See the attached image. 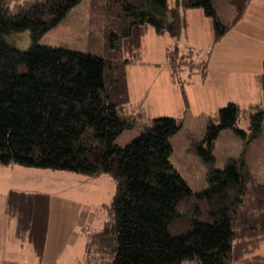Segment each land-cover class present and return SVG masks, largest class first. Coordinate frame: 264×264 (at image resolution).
<instances>
[{"label": "trees", "instance_id": "16d2710c", "mask_svg": "<svg viewBox=\"0 0 264 264\" xmlns=\"http://www.w3.org/2000/svg\"><path fill=\"white\" fill-rule=\"evenodd\" d=\"M80 1L0 0V167L106 175L113 181L114 195L98 208L104 215L100 228L80 227L83 264H264V183L243 159L211 170L207 187L193 192L168 162L183 114L152 118L128 145L115 144L146 120L142 109L129 108L126 75V67L139 61L146 30L177 41L186 27L182 13L199 9L211 20L217 42L250 0H225L234 13L230 24L220 20L214 0H91L92 17L102 20L103 52L41 45V37ZM23 31L31 35L26 50L7 40ZM180 55L177 43L167 46L172 77L181 71L174 65ZM200 65L204 75L206 61ZM173 81L185 113L184 83ZM240 110L228 103L208 119L204 138L193 146L204 164L213 163L221 131L231 130L246 144L261 135L264 108L241 110L247 130L239 127ZM8 198L15 238L30 244L40 262L49 196L10 191Z\"/></svg>", "mask_w": 264, "mask_h": 264}, {"label": "rangeland", "instance_id": "374dc122", "mask_svg": "<svg viewBox=\"0 0 264 264\" xmlns=\"http://www.w3.org/2000/svg\"><path fill=\"white\" fill-rule=\"evenodd\" d=\"M219 5L221 6L220 20L227 23L226 17L221 13L232 8L226 3L224 5L220 3L217 4V9ZM92 12L94 10H92L91 0H81L63 20L41 37L39 43L75 52H103L100 48V44L103 42L100 32L102 20L95 21ZM7 40L21 50H26L31 45L29 31L13 34ZM142 40L143 52L139 56V61L126 67V75L129 108H141L146 120L133 129L124 131L116 139L115 144L119 147L128 145L144 128L151 125L152 118L166 115L179 117L183 114L182 127L171 138L172 150L168 156V162L191 191L200 192L207 187L208 172L213 169H223L228 162L239 159H243L244 167L259 183H264V123L261 135L247 144L231 130L221 131L214 143L213 163L204 164L194 151L193 146L204 138L209 111L213 108L196 105V98H202V93L196 92V88L192 86L190 98L193 104L184 113L178 83L173 81L174 79L184 80L181 76L183 71L201 70V67H198L201 65H197V63L201 61L204 54L189 51V38L184 42L181 40V35L177 41L166 36L165 40L170 45L178 44L180 54H182L174 58L175 69H181V71H178L172 80L173 77L162 70L166 63L163 62L164 52H161L160 47H154L155 49L151 47L155 37L150 34L145 37L143 35ZM124 56L128 57L126 54ZM152 68H160L162 70L160 72L163 73L157 76ZM247 93L250 94L252 91L226 93L224 97L213 100L212 104L216 109L230 101L247 103L246 97H244ZM262 95L264 101V92ZM239 127L243 130L248 128L247 118L241 110ZM14 168L20 172L3 173L0 170V261H7V264H83L80 260L83 239L77 233L80 231L81 224H89L95 231L100 228L104 215L98 208L108 203L114 195L115 184L113 181L106 175L88 178L70 172L42 170L18 165ZM28 170L42 172L29 173ZM58 174H65V176L58 177ZM30 175L33 176L30 177ZM10 190L49 193L47 234L40 262L34 257L32 249L28 245H25L23 250H19L17 247L18 243L12 234L14 222L8 221V223L6 220L5 206L10 200L7 194ZM2 239L5 244L7 243L6 252L1 248ZM260 253L264 255V247L260 248Z\"/></svg>", "mask_w": 264, "mask_h": 264}, {"label": "crops", "instance_id": "0c3cea01", "mask_svg": "<svg viewBox=\"0 0 264 264\" xmlns=\"http://www.w3.org/2000/svg\"><path fill=\"white\" fill-rule=\"evenodd\" d=\"M217 9V4H225V0H214ZM218 15L221 12V6L217 9ZM183 16L186 21V27L181 33V40L184 42L189 38L190 45L189 51L194 53H203L204 56L201 61H198L197 65L204 64L206 61L205 74L202 75L198 71L181 72V76L184 80V91L187 98L188 107H191L193 101L190 98V92L192 86L196 88V92L202 93V98H196V105L207 106L213 108L209 111L208 119L213 116L215 111L221 107L214 109L212 101L219 99L226 93L233 91H252L247 93L244 97L247 103H239L236 101H230L228 103H235L241 110H250L255 108H263L264 101L262 92H264V76L262 73V64L264 62V0H250L243 16L220 38L219 41H213V28L212 22L207 18L203 12L199 9L185 10ZM227 19V23L230 24L234 13L232 9L223 11L221 13ZM221 17V15H220ZM153 35L155 40L152 41L151 47H160L161 52L166 62L163 71L171 75L169 64L166 57V49L169 46V42L165 40L168 35H159L153 29L148 28L144 34ZM144 39V38H143ZM143 40H141V53L143 52ZM187 48V47H186ZM153 50H151V53ZM182 55V54H181ZM138 63V62H137ZM136 64V63H135ZM158 76L163 73L160 68H152ZM128 88V79H127ZM181 95V94H180ZM182 101V97H181ZM183 102V101H182ZM243 104V105H241ZM225 106V105H224ZM183 107V105H182ZM223 107V106H222ZM141 108H135V111ZM172 116V115H166ZM174 117V116H173ZM264 123V121H263ZM17 165H10L0 167L3 173L11 171H19L14 168ZM45 170V169H42ZM29 173L42 171L28 170ZM52 171V170H51ZM68 173L66 171H62ZM74 174V173H72ZM76 175V174H74ZM33 175H30L32 177ZM59 176H65V174H58ZM89 178V177H88ZM12 191V190H10ZM7 194H9V192ZM23 192V191H20ZM24 193H43L46 192H24ZM50 202V198H49ZM5 217V216H4ZM82 218V217H81ZM7 222H14L6 215ZM8 222V223H9ZM84 223V222H83ZM84 224H81L83 226ZM14 239L17 241L18 249L23 250L25 245H28L32 249L30 244L21 242L15 238V223L12 231ZM79 236V233H77ZM3 242V239H2ZM264 247V245L262 246ZM261 247V248H262ZM2 250L7 251V243L3 242ZM34 255V253H33ZM35 257V255H34ZM36 258V257H35ZM37 259V258H36ZM0 264H7V261H0Z\"/></svg>", "mask_w": 264, "mask_h": 264}]
</instances>
